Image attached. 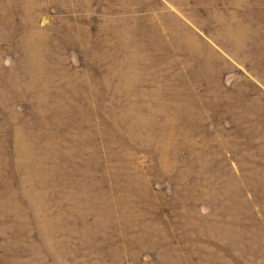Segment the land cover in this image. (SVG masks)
I'll return each mask as SVG.
<instances>
[{
	"label": "rangeland",
	"instance_id": "rangeland-1",
	"mask_svg": "<svg viewBox=\"0 0 264 264\" xmlns=\"http://www.w3.org/2000/svg\"><path fill=\"white\" fill-rule=\"evenodd\" d=\"M0 264H264V0H0Z\"/></svg>",
	"mask_w": 264,
	"mask_h": 264
}]
</instances>
